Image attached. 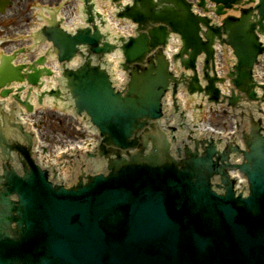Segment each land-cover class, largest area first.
<instances>
[{
    "label": "water",
    "instance_id": "water-1",
    "mask_svg": "<svg viewBox=\"0 0 264 264\" xmlns=\"http://www.w3.org/2000/svg\"><path fill=\"white\" fill-rule=\"evenodd\" d=\"M165 1L177 3V13L167 7L161 15L152 13L151 16L140 19L134 15L135 9L132 8L122 13V16L133 17L139 21L141 28L147 27L146 18L155 22H167L172 30L183 34L185 48L194 46V36L189 38L188 33L194 35L198 32L201 19L192 13L191 6L184 0ZM152 2L153 0H137L138 5L148 12L153 9ZM200 5L205 7L206 0H201ZM237 6L230 12L238 14L239 11L235 10ZM223 8L224 6L219 5L217 13L220 14ZM251 14L252 10H243L241 19L228 18L225 21V31L230 35L226 42L235 48L239 59L238 77L235 80L242 91H245L246 76L249 78L260 50L254 32L258 23L250 21ZM259 24L263 30L262 22ZM164 29L154 31L155 38L150 44L152 48L158 46L161 40L166 42L168 32L165 29V35ZM216 33L221 36L219 28H210L208 39L211 42L207 47L209 55L212 53L211 43ZM56 36L67 40L58 32ZM81 38V41H86L89 36L87 34ZM96 40L91 38L90 43L97 45ZM71 42L74 40L70 44ZM6 44L8 43L0 47L6 48ZM147 44L148 40L144 36L134 39L125 47L127 61H142L150 51ZM196 55L197 53L193 55L194 59ZM156 57V68L151 65L142 73L138 69L132 73L126 97L113 94L106 75L94 72L88 64L76 73H68L73 83V93L87 106L85 108L102 131L104 143L123 150L140 146L141 150L138 154L130 155V160H126L118 151L109 150L110 154L116 155L109 166L111 177L109 180L99 177L93 189H81L69 197H59L41 189L38 192L39 205L34 212L31 242L29 239L25 247L13 241L12 236L3 238L1 235L7 233L2 230L0 264H16L18 261L23 264L46 263L36 255L37 251H40L39 256L57 264H264V195L259 199V213L253 216L244 214L232 202L215 200V210L221 217L222 231H211L207 229L201 216V219L197 218L192 210L186 208L183 195L177 192L171 196L172 183L178 174L169 172L174 164L169 156L167 138L162 131L151 125L150 131L145 130L140 138H133L148 126L149 119L160 117L161 97L167 90L169 81H173L162 54L158 53ZM154 71H159V78L154 77ZM47 86H54L51 79ZM249 95L254 97L253 93ZM194 115L198 118L203 116L196 111ZM252 126L255 136L249 158L254 160L251 177L255 178L264 171V161L257 159L261 152L264 156V140L263 143L260 140L262 136L259 125L252 123ZM25 136L30 139L28 135ZM149 142L151 147L148 146ZM0 144H6L1 133ZM104 150L102 148V155ZM146 150L149 154H145ZM214 154L213 148H209L208 158ZM219 158L223 159V155ZM199 160L194 156L187 164L193 167ZM142 164L153 168L155 172L159 169L167 171L165 175L159 173L156 176L151 172L148 177L129 174L122 179H113L122 167L133 165L137 168ZM261 180L264 181V176ZM40 181L43 183L42 179ZM9 194L10 192H6L1 195L0 203L12 207L14 203L7 197ZM116 212L121 215L120 220L116 225H111L107 220ZM0 214L8 222L13 219L4 212ZM18 221L22 222L23 218ZM29 226L25 224L17 232L20 233ZM3 228L4 226L0 227Z\"/></svg>",
    "mask_w": 264,
    "mask_h": 264
},
{
    "label": "rangeland",
    "instance_id": "rangeland-1",
    "mask_svg": "<svg viewBox=\"0 0 264 264\" xmlns=\"http://www.w3.org/2000/svg\"><path fill=\"white\" fill-rule=\"evenodd\" d=\"M43 3L44 2L40 1L39 4H38L37 1H36L34 3V6L35 7H37L39 5L41 6ZM35 11H37V9ZM24 13H25L24 18L27 19V21H28V22H26L25 25H27V27L29 29H31L32 26L34 24H36L38 16H36V14L34 12V9H30L28 12H24ZM1 29H5V31H6V29L8 30V24H5ZM5 31H0V37H3L2 35L4 34ZM9 35H14V32H13L12 29H10ZM5 43H9V41L5 42ZM9 47L11 48L12 46H9ZM9 47L6 50L10 49ZM41 114L44 116L43 119H41V120H43V121L46 120L41 125L43 127V134H44V136L46 137L47 140L53 141V139H55L56 137H65L66 135H74L75 134L74 129L71 128V125H69L71 123L67 124L65 121H63L61 119H60V121H61L60 125H58V123L54 122L53 118L50 115V111L48 109H46V112H43ZM47 115H48L49 119L47 118ZM221 118L222 119H228V115L225 114ZM63 122H65L66 124H64ZM210 124H215V125H218V126H222L223 125V126L226 127V129L232 128L231 123L226 122V123L223 124L219 120V118L211 119V123ZM54 142L58 143V144H62L61 141H54Z\"/></svg>",
    "mask_w": 264,
    "mask_h": 264
},
{
    "label": "flooded vegetation",
    "instance_id": "flooded-vegetation-1",
    "mask_svg": "<svg viewBox=\"0 0 264 264\" xmlns=\"http://www.w3.org/2000/svg\"><path fill=\"white\" fill-rule=\"evenodd\" d=\"M11 4L6 8L5 13H10L14 15H19L22 11V8L27 0H10Z\"/></svg>",
    "mask_w": 264,
    "mask_h": 264
},
{
    "label": "bare ground",
    "instance_id": "bare-ground-1",
    "mask_svg": "<svg viewBox=\"0 0 264 264\" xmlns=\"http://www.w3.org/2000/svg\"><path fill=\"white\" fill-rule=\"evenodd\" d=\"M76 22H77V20H75V21H74V22H72V23L76 24ZM72 23H71V24H72Z\"/></svg>",
    "mask_w": 264,
    "mask_h": 264
}]
</instances>
